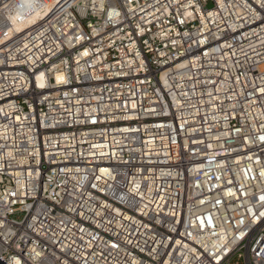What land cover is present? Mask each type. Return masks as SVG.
<instances>
[{
	"label": "built area",
	"instance_id": "2783aa9c",
	"mask_svg": "<svg viewBox=\"0 0 264 264\" xmlns=\"http://www.w3.org/2000/svg\"><path fill=\"white\" fill-rule=\"evenodd\" d=\"M23 1L0 0V258L264 264V0Z\"/></svg>",
	"mask_w": 264,
	"mask_h": 264
},
{
	"label": "bare ground",
	"instance_id": "6f19581e",
	"mask_svg": "<svg viewBox=\"0 0 264 264\" xmlns=\"http://www.w3.org/2000/svg\"><path fill=\"white\" fill-rule=\"evenodd\" d=\"M7 1H10V0H7ZM27 1L28 0H24L23 2L26 3ZM7 9H8L9 19H12L15 22V24L18 27V30L21 29V28L27 27L28 25H31L32 23H34L37 20L38 17H40L41 15H43L41 12L40 13H37V14L35 13L32 16L25 17L24 22L19 23L18 22V19L19 20L24 19V17H22V16H24L25 14L22 15V13H20V12H12V11H10V6H8Z\"/></svg>",
	"mask_w": 264,
	"mask_h": 264
},
{
	"label": "water",
	"instance_id": "95a60500",
	"mask_svg": "<svg viewBox=\"0 0 264 264\" xmlns=\"http://www.w3.org/2000/svg\"><path fill=\"white\" fill-rule=\"evenodd\" d=\"M0 264H6V263L0 258Z\"/></svg>",
	"mask_w": 264,
	"mask_h": 264
},
{
	"label": "rangeland",
	"instance_id": "374dc122",
	"mask_svg": "<svg viewBox=\"0 0 264 264\" xmlns=\"http://www.w3.org/2000/svg\"><path fill=\"white\" fill-rule=\"evenodd\" d=\"M211 7H212V5L210 4V5H209V8H211ZM17 217H18V216H17Z\"/></svg>",
	"mask_w": 264,
	"mask_h": 264
}]
</instances>
